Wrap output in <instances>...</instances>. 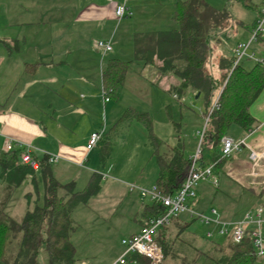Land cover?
<instances>
[{
  "label": "crops",
  "instance_id": "1",
  "mask_svg": "<svg viewBox=\"0 0 264 264\" xmlns=\"http://www.w3.org/2000/svg\"><path fill=\"white\" fill-rule=\"evenodd\" d=\"M178 1L0 0V156L12 152L5 150L8 141L15 143L18 150L30 146L37 160L57 155L56 162H49L51 175L61 183L73 182L75 190H82L92 174H98L101 189L88 200L93 199L103 215L114 214L120 225L128 227L122 238L139 233L144 227L145 205L152 201L141 198L138 187H151L159 173L157 157L161 154L153 144L148 127L152 112L145 101L152 99L162 112L170 98L181 103L186 92L177 90L181 80L172 71L162 69L160 58L172 50L167 40L179 27L174 19ZM120 3L131 14L117 19L114 6ZM250 3L259 9L246 30L248 38L264 0ZM138 36L155 37L141 42L139 48ZM96 40H110L112 51L103 53L94 45ZM219 42L220 39L217 46L213 43L216 52L224 49ZM254 43L252 50L263 58L264 34ZM234 47L229 52L219 50V57H232ZM147 48L151 49L150 56L137 60L138 51L142 53ZM110 60L128 62V66L114 94L104 101L103 71ZM240 62L250 69L255 60L244 58ZM216 69L213 75L219 78L222 69L219 65ZM187 91L190 92L187 98L196 95L190 89ZM249 112L254 119L252 126L243 129L232 125L227 130L224 137L241 143L221 162L213 160L217 154L221 155L222 145L202 143V163H214L218 183H199L195 210L209 213L214 207L220 219L236 220L258 205L264 207V88L251 103ZM93 131H103V135L87 151L86 144ZM128 146V154L133 151L134 165L122 173L118 166H125L126 156L122 153ZM251 153H255L254 159ZM34 171L36 187L30 177L25 180L30 189L23 195V211L29 206L25 195L30 193L33 201L39 199V186H42L40 193L43 191L41 169L38 166ZM82 181L84 184L76 188ZM131 185L135 187L131 189ZM12 195L3 207L8 215L5 208ZM99 198L107 202L101 203ZM190 220L199 221L181 213L155 235L170 239L188 233L192 237ZM261 231L264 237V222ZM205 238L219 246L220 240ZM123 250L113 251L102 264H110ZM76 254L77 248L75 264H79ZM131 260L140 264L132 257ZM253 264H264V255Z\"/></svg>",
  "mask_w": 264,
  "mask_h": 264
},
{
  "label": "trees",
  "instance_id": "2",
  "mask_svg": "<svg viewBox=\"0 0 264 264\" xmlns=\"http://www.w3.org/2000/svg\"><path fill=\"white\" fill-rule=\"evenodd\" d=\"M237 1L251 6L250 0ZM174 19L179 27L174 36L167 40L171 44V52L159 55L163 62L162 69L172 71L181 80L177 90L190 89L204 96V117L208 115V119L201 142L219 147L232 125L243 129L253 125L249 107L264 88V62L255 61L250 69H246L241 62L233 65V56H220L213 59L222 69L221 76L215 77L206 68V62L214 51L212 37L227 26V13L214 9L205 0H179ZM127 66L128 62L124 61L108 62L103 71V88L108 96L114 94L121 83ZM218 87L220 92L215 105L211 107L212 96ZM153 144L157 146L154 139ZM19 153L20 150L15 149L0 156V182L3 181L0 183V191L3 192L0 197V260L6 264H36L39 248L44 246L49 264H75L76 248L70 239L74 226L70 213L76 203H85L99 190V175L93 173L82 190H75L73 182L61 183L51 175L48 156L45 155L38 159L43 179L42 203L37 204L36 198L32 201L31 194L27 193L25 198L29 206L22 218L16 220L4 213L2 208L14 189L28 177L36 187L35 171L19 163ZM224 158L217 154L213 161L219 163ZM157 159L159 173L155 184L159 191L170 194L181 184L190 166V158L185 156L181 147L174 149L169 158L158 155ZM145 210V219L148 220L159 215L163 206L152 201L145 205ZM17 233L20 243L14 253L7 256L8 243ZM229 246L230 254L222 264H253L258 258L248 240L229 243ZM132 258L140 264H149L144 256L132 254Z\"/></svg>",
  "mask_w": 264,
  "mask_h": 264
},
{
  "label": "rangeland",
  "instance_id": "3",
  "mask_svg": "<svg viewBox=\"0 0 264 264\" xmlns=\"http://www.w3.org/2000/svg\"><path fill=\"white\" fill-rule=\"evenodd\" d=\"M208 3L214 9L226 12L228 15L227 26L219 31L216 36L214 35L212 37V44L215 43L216 45L220 39V47H223L224 49L222 50L220 48L219 50L229 52L238 42L247 41L248 34L246 30L251 26L253 19L257 16L256 13L259 9L258 6L251 3V6L247 7L242 1L237 0H209ZM137 38H139V45L137 44L139 48L142 47L141 42H148L152 39L143 38L141 36H138ZM216 39L217 41H214ZM252 49L253 46H251V50ZM218 51L216 52L215 49L212 56L210 55L206 62V68L213 74H215L218 64L217 62L215 64L212 63V60L215 55L219 57ZM141 52L142 53L138 51V55H135L137 60H141L145 55L146 57L150 56L151 49H143ZM135 71H137V69ZM187 90H184L186 92L183 93V99L180 100L181 103L170 98L167 102V106L164 104V111L162 109V112L154 106L152 99H147L149 102L145 101L152 112L151 115L149 114L151 128L150 134L157 143L159 153L165 158H169V155L173 153L174 149H179L181 147L186 156L188 154L192 155L198 146L201 147L203 153L204 146L201 145L198 132L203 129L205 124V99L203 95H200L198 98H195V95L187 98L190 93ZM219 92L220 87L214 91L211 107L214 106ZM127 148L128 149H125L122 153V156H126L123 157V160L125 161L123 163H125V166H118L120 167L119 169L122 170V173H127L128 171L126 169L131 168L132 165H134V162L132 161L134 156L131 155L133 151L131 150V153L128 154L130 147L128 146ZM107 159H109V157ZM117 163L118 162H116V164ZM82 183L83 181L80 182L76 188L82 186ZM83 188L84 187H82V189ZM29 189L30 184L25 181L19 187L14 189V192H12V198L7 208H5L9 213V216L12 218L20 220L24 215L26 210L23 211L22 199L23 195ZM41 189L42 186H39V199L36 198L37 204L42 203L43 191L40 193ZM100 189L101 182L99 190ZM99 190L93 195L96 196ZM1 195L3 196L2 191ZM99 199H101V203L107 202L104 201L103 198ZM93 201L94 200L92 199L85 203H76L70 213L71 219L75 224V228H73L75 233L72 231L71 242L77 248L76 257L80 260L79 264H102V260L107 259L113 251L116 253L118 249L119 252L124 249V246L121 244V239L122 236L125 235L126 230H128V227H126V225H120V223L117 222L118 217L114 214L103 215L101 211L98 210V207L96 206L97 204ZM2 211L6 213L4 209ZM100 216L105 220H102ZM190 222V233H192V237L188 233L179 236L175 235L170 239H164L162 236L155 235L156 242L161 246L164 254V258L160 264H222L221 262L230 254V241L223 237H219V242V240H217L218 238H214L212 239L213 241L219 242V246H215L212 242L206 240L204 224L199 221L190 220ZM118 225L119 228H116ZM223 242L224 244L222 245ZM19 243L20 237L19 233H17L11 238L10 243H8L7 256L14 253ZM131 257L132 254L127 257L126 264H133ZM0 264L6 263L0 260ZM36 264H49L44 246L39 248L36 257Z\"/></svg>",
  "mask_w": 264,
  "mask_h": 264
},
{
  "label": "built area",
  "instance_id": "4",
  "mask_svg": "<svg viewBox=\"0 0 264 264\" xmlns=\"http://www.w3.org/2000/svg\"><path fill=\"white\" fill-rule=\"evenodd\" d=\"M114 12L117 19H121L131 14L124 3L116 4ZM264 34V6L261 8L247 41H241L233 49V65H236L244 58H250L255 61H263L264 57H257L251 50V44L256 42ZM94 45L108 53L112 51L110 40H96ZM102 96L104 101L109 99L106 90L102 86ZM215 105V104H214ZM210 113V112H209ZM208 115L205 118L207 122ZM204 124V127H205ZM203 129L198 133L200 142L202 141ZM103 131H93L86 144V150L90 151L100 141ZM240 141L235 142L230 137L222 139L221 155L228 157L239 148ZM15 143L8 141L5 146L7 152L16 149ZM202 145V142H201ZM21 146V145H19ZM251 158H255V153H251ZM57 155L48 156V162H56ZM190 166L185 173L179 187L172 193L165 194L159 191L154 184L149 188L138 187L141 198H148L150 201L160 203L163 206L162 212L146 220L144 227L139 233L124 237L121 244L124 246L123 252L115 258L110 264H126L127 257L131 254L144 256L149 260V264H160L164 254L161 246L156 242L155 234L159 228L170 224L171 220L181 213H188L191 218L199 220L206 227L205 236L208 239H214L216 236L224 237L232 243H241L248 240L257 257L264 255V237L261 231V224L264 222V207L258 205L244 217L236 220H222L219 217L216 208L212 207L209 213L197 211L193 204L197 199V186L199 183L207 181L214 185L218 183V177L213 171L214 163H202V151L198 146L195 152L189 157ZM19 163L28 165L36 170L39 166L38 160L32 155L30 146L20 148L18 156ZM131 185V189L134 188Z\"/></svg>",
  "mask_w": 264,
  "mask_h": 264
},
{
  "label": "water",
  "instance_id": "5",
  "mask_svg": "<svg viewBox=\"0 0 264 264\" xmlns=\"http://www.w3.org/2000/svg\"><path fill=\"white\" fill-rule=\"evenodd\" d=\"M198 95H199V92L196 93L195 97H198Z\"/></svg>",
  "mask_w": 264,
  "mask_h": 264
}]
</instances>
